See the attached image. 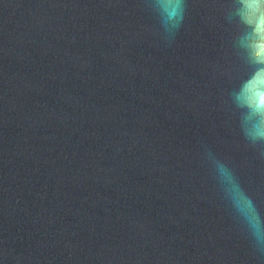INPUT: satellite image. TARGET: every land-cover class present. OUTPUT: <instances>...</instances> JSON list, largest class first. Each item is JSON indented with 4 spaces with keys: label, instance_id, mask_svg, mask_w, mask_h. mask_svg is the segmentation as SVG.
<instances>
[{
    "label": "water",
    "instance_id": "1",
    "mask_svg": "<svg viewBox=\"0 0 264 264\" xmlns=\"http://www.w3.org/2000/svg\"><path fill=\"white\" fill-rule=\"evenodd\" d=\"M175 4L0 0V264H264L256 45Z\"/></svg>",
    "mask_w": 264,
    "mask_h": 264
},
{
    "label": "clouds",
    "instance_id": "2",
    "mask_svg": "<svg viewBox=\"0 0 264 264\" xmlns=\"http://www.w3.org/2000/svg\"><path fill=\"white\" fill-rule=\"evenodd\" d=\"M177 16L182 18V0H176ZM240 25L247 29L248 38L254 42L257 51L253 60V68L243 78L236 92L239 107L246 109L250 117L256 118L253 130L249 133L253 139H264V60H261L259 49L264 47V0H236V6L231 8ZM224 179L232 184L231 194L240 195L237 186L232 183V177L225 172ZM255 220V217L252 216ZM259 224L256 221L257 238L259 239Z\"/></svg>",
    "mask_w": 264,
    "mask_h": 264
}]
</instances>
